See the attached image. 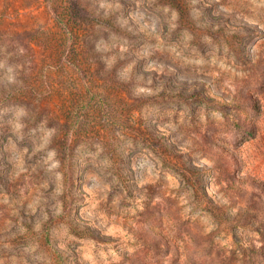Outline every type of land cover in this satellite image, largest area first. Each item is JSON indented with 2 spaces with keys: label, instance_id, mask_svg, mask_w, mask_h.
<instances>
[{
  "label": "rangeland",
  "instance_id": "374dc122",
  "mask_svg": "<svg viewBox=\"0 0 264 264\" xmlns=\"http://www.w3.org/2000/svg\"><path fill=\"white\" fill-rule=\"evenodd\" d=\"M0 264H264V0H0Z\"/></svg>",
  "mask_w": 264,
  "mask_h": 264
}]
</instances>
